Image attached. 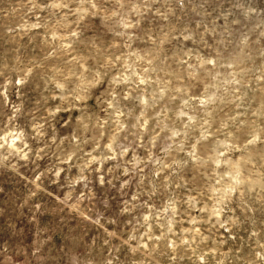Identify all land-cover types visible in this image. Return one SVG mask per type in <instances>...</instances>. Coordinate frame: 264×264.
Wrapping results in <instances>:
<instances>
[{"label":"rangeland","instance_id":"1","mask_svg":"<svg viewBox=\"0 0 264 264\" xmlns=\"http://www.w3.org/2000/svg\"><path fill=\"white\" fill-rule=\"evenodd\" d=\"M0 264H264V0H0Z\"/></svg>","mask_w":264,"mask_h":264}]
</instances>
